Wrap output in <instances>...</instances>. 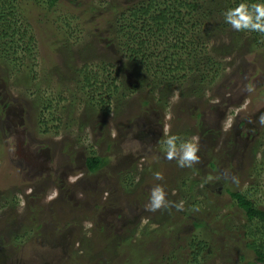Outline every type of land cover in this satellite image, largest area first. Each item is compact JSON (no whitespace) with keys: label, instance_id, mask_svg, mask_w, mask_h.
Listing matches in <instances>:
<instances>
[{"label":"rangeland","instance_id":"rangeland-1","mask_svg":"<svg viewBox=\"0 0 264 264\" xmlns=\"http://www.w3.org/2000/svg\"><path fill=\"white\" fill-rule=\"evenodd\" d=\"M134 1H22L31 56L0 58V264H194L191 239L200 264H258L225 188L264 209V48L222 26L195 38L216 63L206 77L170 82L118 44L115 18ZM172 134L196 138L198 163L163 158ZM89 155L105 160L95 172ZM157 184L183 211L145 210Z\"/></svg>","mask_w":264,"mask_h":264},{"label":"trees","instance_id":"trees-1","mask_svg":"<svg viewBox=\"0 0 264 264\" xmlns=\"http://www.w3.org/2000/svg\"><path fill=\"white\" fill-rule=\"evenodd\" d=\"M22 1L24 0H0V58H7L10 61H15L18 51H21L24 55L26 54L25 56H31L29 48L33 36L27 29H23L20 12L24 5ZM33 1L44 2L45 0ZM138 1L140 0L134 1L135 5L126 8L115 18L116 21H120L118 25L119 32L125 38L118 44L125 49V52L130 53V60L139 61V63L146 62L148 67H155L157 73L165 75L170 82L176 83L175 80L182 82L186 79L184 78L185 75H180V73L183 72L184 74L188 70L189 72L197 71V78L202 81L206 77L207 67L211 68L216 65L208 56L199 60V57L195 54V38L200 39V41L202 39L204 42L209 39L211 31H220L222 26L224 28L230 27L224 22L222 15L228 8L235 7L240 2H258V0H210L206 4H200L190 0H141L137 6ZM57 2L58 0H48V6L52 7ZM22 29L23 31H21ZM231 33L233 36H229V39L232 43L238 42L239 45V37L242 33L243 35L246 34L245 36L252 37L253 46L251 50L256 51L264 48V33L237 32L234 30H231ZM25 39L29 40L26 46L20 45L19 43H24ZM159 47H161V50H159ZM226 51L230 52L228 49ZM86 79V85L90 80L98 82L94 76ZM111 82L113 83V81ZM195 83L197 82L194 81L192 85ZM154 84L155 88H159L161 85L156 82ZM192 85L186 87H192L194 95H197L200 84L197 83L195 87ZM111 92L112 90L108 86V94ZM255 142L257 143V141ZM258 144L253 145L254 152L261 147L258 146L257 148L256 145ZM104 162L105 160L98 155H89L86 159L87 168L92 172L102 167ZM211 165L214 168L216 167L213 163ZM184 181L186 182L187 179H184ZM193 185L194 183L190 185L191 189ZM225 192L235 199L237 206L245 212L247 224L251 226L246 233L250 247L254 248L256 262L264 264V209L259 208L244 192L229 187L225 188ZM193 204L196 206V202H193ZM190 245L191 249L194 250L191 253V256H195L193 259L194 264H200L197 256L198 253L202 252L201 250L204 249L205 244L202 241L191 239L188 247ZM173 259H175V254ZM163 261L164 264L172 263L166 261L163 257L158 260V264H163ZM133 264L139 263L134 260Z\"/></svg>","mask_w":264,"mask_h":264},{"label":"clouds","instance_id":"clouds-1","mask_svg":"<svg viewBox=\"0 0 264 264\" xmlns=\"http://www.w3.org/2000/svg\"><path fill=\"white\" fill-rule=\"evenodd\" d=\"M224 22L234 31H251L264 33V0H258L255 3L240 2L235 7L228 8L223 12ZM248 91H252L251 88ZM261 123H264V115L260 117ZM199 145L196 138L191 140H181L175 134L167 135L164 140L163 158L168 161L175 160L180 168H191L199 162ZM156 180H161L162 175L159 172L154 173ZM235 181L236 178L234 177ZM170 206L175 207L178 211H183L184 202L172 203L166 199V193L163 187L157 184L150 191L148 203L145 210L156 212L160 209H167Z\"/></svg>","mask_w":264,"mask_h":264}]
</instances>
